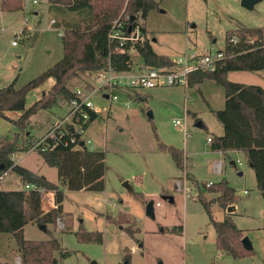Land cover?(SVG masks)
<instances>
[{"label": "rangeland", "instance_id": "rangeland-1", "mask_svg": "<svg viewBox=\"0 0 264 264\" xmlns=\"http://www.w3.org/2000/svg\"><path fill=\"white\" fill-rule=\"evenodd\" d=\"M31 1L26 5L23 1V9L18 11L0 10V88L13 81L15 87L22 86L62 57L59 29L50 22L57 20V15L49 9L47 0H37L36 4ZM155 1L157 6L148 12L143 24L149 39L157 40L155 48L171 58L182 55L193 44L198 52L223 50L227 31L240 26H264V0L251 8L242 6L240 0ZM135 59L137 62L141 58L137 55ZM96 73L82 72L67 86L74 90L92 87L91 81L101 83L103 78H97ZM261 76L253 71H236L230 75L233 80H229L255 84ZM208 81L212 80L185 87L142 89L138 90L139 95L131 96L118 90L119 100L113 103L103 97L100 89L93 93L91 100L98 105L99 113L88 125L86 135L92 141V150L99 148L105 153L102 191L65 189L56 168L47 165L40 153L20 150L30 137L44 135L55 119L69 113L72 107L61 95L50 107L31 115L21 131L0 116V140L12 139L16 134L21 139L11 155L13 161L21 158V164L39 171L64 192L62 212L56 221L45 229L29 222L24 237L57 238L61 245L54 253L57 264H117L124 248L131 250L132 264H262L263 203L253 169L243 154L231 155L240 159L241 164L231 165L225 157L221 173L213 170L214 162L206 154L194 156V151L205 149V126L219 124L214 108L223 106V88ZM53 82L49 78L39 89L30 91L26 95L27 107L42 94L41 89L48 90ZM126 101L128 105L124 104ZM20 114L5 113L10 120H16ZM176 119L181 121L180 125L173 124ZM160 143L176 147L183 155L189 153L187 172L199 183L224 179L234 189L235 209L231 217L252 241L253 254L235 259L217 250L213 226L196 199L195 186L189 179L184 180V171L175 165L167 150L158 148ZM177 180L192 187L190 197L176 189ZM126 181L130 190L123 184ZM23 185L19 175L10 171L0 188L20 190ZM47 196L52 195L45 191L44 210L50 207L46 204ZM212 212L218 220L227 213L216 203L212 204ZM179 226L180 235L161 231L162 227ZM126 227L133 235L126 232ZM80 228L100 232L102 242L79 240L76 233ZM0 264H20L16 241L9 233H0Z\"/></svg>", "mask_w": 264, "mask_h": 264}, {"label": "trees", "instance_id": "trees-1", "mask_svg": "<svg viewBox=\"0 0 264 264\" xmlns=\"http://www.w3.org/2000/svg\"><path fill=\"white\" fill-rule=\"evenodd\" d=\"M24 0H0V10L13 12L23 9ZM49 9L58 19L53 25L61 28L62 57L52 66L41 72L20 87L15 81L0 88V116L23 130L31 115L50 107L61 95L69 100L73 97L68 82L82 72L102 69L110 63L116 71H128L132 65V55L114 52L116 43L110 42L108 32L113 20L120 15L127 17V27L138 25L144 29L143 21L148 12L157 6L155 0H47ZM60 30V29H59ZM236 36L237 40L231 42ZM224 57L212 72L197 70L188 74V86L206 79L219 84L224 90V106L216 116L222 124L223 134L211 137V149L218 151L240 150L245 153L248 164L254 171L257 189L262 193L263 214V253L264 264V89L254 84H243L227 78L229 71H258L264 69V26H240L227 31ZM136 54L146 66L169 68L172 60L157 54L148 40L136 44ZM53 84L39 99L26 107V95L40 87L47 79ZM6 111H18L16 120H10ZM96 117L92 115L91 121ZM90 121V122H91ZM87 124V126L90 124ZM21 142L19 134L12 139L0 140V172L9 169L16 172L23 184H35L40 189L0 190V233H9L16 241L20 264H57L55 251L61 249L55 237L30 240L24 237V226L29 222L38 225L54 223L62 212L63 190L47 180L14 162L11 154ZM158 148L167 150L175 165L184 171L187 179L196 188V199L202 204L215 232V245L218 251L238 259L253 254L251 248L242 243V230L236 227L230 214L221 220L214 217L212 204L220 208L235 203V191L224 179L206 187L190 177L187 172L188 159L172 145L160 143ZM26 147L20 149L24 150ZM45 163L57 170L60 184L68 190H104L105 153L100 149L82 148L73 150L57 147L40 153ZM186 164V166H185ZM204 187L205 192H203ZM54 191L55 207L43 209V191ZM206 194H212L208 198ZM47 230V228H46ZM129 235H133L128 227ZM161 231L182 233V227H162ZM82 241L102 242L100 232H87L82 228L76 233ZM122 259L117 264H131V250L124 248Z\"/></svg>", "mask_w": 264, "mask_h": 264}, {"label": "built area", "instance_id": "built-area-1", "mask_svg": "<svg viewBox=\"0 0 264 264\" xmlns=\"http://www.w3.org/2000/svg\"><path fill=\"white\" fill-rule=\"evenodd\" d=\"M29 2L30 0H24V5ZM31 2L36 3V0H32ZM127 17H121L120 15L113 20L108 32V39L110 42L116 43L114 52L132 55L136 52V44L144 42L147 40V37L144 30L138 25L133 28L127 27ZM53 23L54 20L51 21V24ZM58 33L61 35V30ZM236 40V36L231 38V42H235ZM15 44L16 42L13 41L12 45ZM223 57L224 53L222 50L211 48L205 52H198L194 47H188L182 55L172 59V66L169 68L141 65L135 72L128 73L125 71L116 72L111 68L110 63H107L106 67L96 70L97 78H103L97 89L101 88L109 103H113L119 100L116 93L118 90L152 89L162 86L185 87L188 84V74L197 70L212 72L218 67ZM95 90L93 87L72 90L73 97L68 100L72 107L69 113L63 118L55 119L52 126L44 135L38 138L30 137L25 145V150L44 153L52 151L57 147H66L73 150L82 148L91 149L92 141L87 137L86 131L88 128L87 124L91 121L92 115L99 112L98 107L91 100V96ZM124 104L128 105V101ZM173 124L180 125L181 121L179 119L173 120ZM207 140L211 141V138L208 137ZM11 159L14 160L13 157ZM236 163L241 164V160L236 159ZM221 169V162L215 161L213 163V170L216 173H220ZM8 172H10L9 169L0 172V184L4 181ZM184 180L186 182L188 180L185 174ZM182 181H176V189L183 192L184 196L190 197L193 192L192 187L188 184L183 186ZM212 183V181L205 182V186L208 187ZM23 189L38 190L40 188L35 184H24Z\"/></svg>", "mask_w": 264, "mask_h": 264}, {"label": "crops", "instance_id": "crops-1", "mask_svg": "<svg viewBox=\"0 0 264 264\" xmlns=\"http://www.w3.org/2000/svg\"><path fill=\"white\" fill-rule=\"evenodd\" d=\"M36 3H37V0H36ZM36 3H32V4H36ZM33 13L34 14H38V11H33ZM51 20H53V19H51ZM51 22V21H50ZM30 29V28H29ZM58 29H60L61 30V28H58ZM144 32H145V34H146V37H147V40L149 41V43H150V45H151V47H152V49L157 53V54H160V55H165V56H167V57H169L171 60L173 59V58H171V56H169V54H167L166 52H160V51H158L156 48H155V42L157 41L156 40V38H153L152 39V41L149 39V35H148V30H147V27L146 26H144ZM193 47H194V44L192 45ZM188 47H191V45L190 46H187L185 49H184V51L188 48ZM183 51V52H184ZM202 52H205V51H202ZM138 54H136L135 53V55H134V57L132 58V65H131V68H130V70H128V71H125V72H128V73H132V72H135L136 70H137V68L139 67V66H141V65H144L143 64V62H142V58L139 60V61H137L136 62V59H135V56H137ZM233 72H236V71H229L228 73H227V78L228 79H231V80H233L232 78H230V75L233 73ZM253 73H256V74H259L260 76H261V74H263L262 76H261V78L259 79V81L257 82V83H255L254 85H258V86H260L262 89H264V69H262V70H258V71H253ZM235 81V80H234ZM208 82H214V81H208ZM100 84L101 83H96V81H91V85H92V87L94 88V89H96L95 91L97 92L99 89H97L99 86H100ZM199 84H203V82H201V83H198L197 85H199ZM243 84H245V83H243ZM91 88V87H90ZM155 88H160V87H155ZM37 89H39V88H36V89H34V91L35 90H37ZM100 90H101V92H102V95H103V97L106 99V96L103 94V91H102V89L100 88ZM138 90H142V89H134V90H129V91H122V92H124L127 96H131L133 93L134 94H136V95H139V92H138ZM33 91V90H32ZM31 91V92H32ZM33 91V92H34ZM47 90H44V89H41V93L43 94L44 92H46ZM42 94H40V95H38V96H36V99L35 100H37V99H39L40 98V96L42 95ZM223 95H224V92H223ZM225 99V98H224ZM97 107H98V105H96ZM223 106H224V100H223ZM223 106H216L217 108H214V111L216 112L217 110H219V109H221V108H223ZM26 107H27V105H26ZM98 109H99V107H98ZM6 112H15V113H20V112H18V111H6ZM5 112V113H6ZM99 113V112H98ZM97 113V114H98ZM96 114V115H97ZM60 118V117H59ZM54 122V121H53ZM219 122V121H218ZM200 125H204V123L202 122H200ZM205 126V125H204ZM205 129H206V131L208 132V134L206 135V138H205V140H206V143H205V149H203V151H194V156L196 157H198V156H200L201 155V153H203V154H206L207 156H209L210 158H211V160L213 161V162H215V161H220L221 162V165H222V167H223V159L225 158V157H228V160H229V163L231 164V165H234L235 163H236V160L235 159H233V157L231 156L232 154L233 155H236V156H238L239 154H243L244 155V157L246 158V160H247V157H246V155H245V153H243L242 151H240V150H235V149H232V150H227V151H218V150H213V149H211V146H210V143H211V141H208L207 140V138L208 137H212V136H220V135H222L223 134V127H222V124L219 122V124L217 125H214V127H209L208 125H207V127L205 126ZM96 149H99V148H96ZM185 155H184V157L185 158H187V159H189V153H184ZM236 159H238V158H236ZM20 160H21V158H20ZM20 160H19V158H16V163L18 164V165H20V166H22V167H24V168H26V169H28V170H30V171H32V172H34V173H37V174H39V171H36V170H34L33 168H31V167H28V166H25L24 164H21L20 163ZM190 161V160H189ZM249 166H250V164H248ZM251 167V166H250ZM221 171H222V169H221ZM221 173V172H220ZM241 174V171H239L238 172V175H240ZM40 175H43V174H40ZM44 176V175H43ZM45 178H46V176H44ZM47 179V178H46ZM48 180V179H47ZM50 181V180H49ZM209 181H211V180H209ZM51 182V181H50ZM206 182H208V181H206ZM52 183H54V182H52ZM56 184V183H55ZM65 188V187H64ZM66 189V188H65ZM0 190H10V189H4V188H0ZM47 192V194H51L52 196H54L55 195V193H54V191H46ZM53 192V193H52ZM50 197V198H48V196H47V200H46V204L48 205V206H50V207H47L46 208V210H50V209H52V208H54L56 205H55V200H54V197ZM50 200V201H49ZM62 204V203H61ZM235 209V204L233 205V210ZM227 212V211H226ZM225 214H228V212L227 213H225ZM262 214H263V211H262ZM230 216H231V212H230ZM26 226V225H25ZM25 226H24V228H25ZM262 231V230H261ZM242 233H243V237H246L247 239H248V244H249V246L251 247V249L253 250V243H252V241L250 240V238L246 235V233L244 232V231H242ZM262 235H263V233H262ZM262 245H263V239H262ZM261 252H263V246H262V250H261ZM17 253H18V251H17ZM131 264H132V260H131Z\"/></svg>", "mask_w": 264, "mask_h": 264}, {"label": "water", "instance_id": "water-1", "mask_svg": "<svg viewBox=\"0 0 264 264\" xmlns=\"http://www.w3.org/2000/svg\"><path fill=\"white\" fill-rule=\"evenodd\" d=\"M259 0H240V4L242 5V6H244V7H246V8H251L256 2H258ZM148 115L149 116H151V113L149 112L148 113ZM200 124V123H199ZM251 166V165H250ZM124 184V186L127 188V189H131L130 188V186L128 185V182L126 181V182H124L123 183ZM262 194V193H261ZM150 207H151V205L150 204H148L147 205V213H150ZM233 210V205H231V206H229V207H227V209H226V211L227 212H231ZM41 226V228L42 229H45V225H40ZM242 243L246 246V247H248V248H251L250 246H249V244H248V239L246 238V237H243L242 238Z\"/></svg>", "mask_w": 264, "mask_h": 264}]
</instances>
